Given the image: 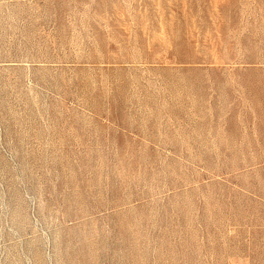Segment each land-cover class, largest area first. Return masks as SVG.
I'll return each mask as SVG.
<instances>
[{"label":"rangeland","instance_id":"374dc122","mask_svg":"<svg viewBox=\"0 0 264 264\" xmlns=\"http://www.w3.org/2000/svg\"><path fill=\"white\" fill-rule=\"evenodd\" d=\"M0 264H264V0H0Z\"/></svg>","mask_w":264,"mask_h":264}]
</instances>
